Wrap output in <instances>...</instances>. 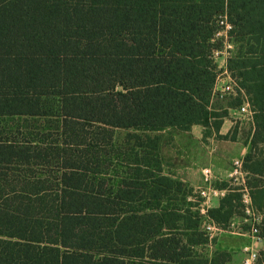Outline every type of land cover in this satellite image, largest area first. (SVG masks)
Masks as SVG:
<instances>
[{"label":"trees","instance_id":"1","mask_svg":"<svg viewBox=\"0 0 264 264\" xmlns=\"http://www.w3.org/2000/svg\"><path fill=\"white\" fill-rule=\"evenodd\" d=\"M221 13L233 26V103L242 89L264 139V0H0V264L232 260L199 247L212 239L206 220L248 217L241 188L216 181L229 192L203 214L166 170L158 134L219 133Z\"/></svg>","mask_w":264,"mask_h":264},{"label":"crops","instance_id":"2","mask_svg":"<svg viewBox=\"0 0 264 264\" xmlns=\"http://www.w3.org/2000/svg\"><path fill=\"white\" fill-rule=\"evenodd\" d=\"M234 50V49H233ZM232 50V53H233ZM231 53V55H232ZM230 55V56H231ZM229 57L219 56L215 59L218 67V73H222L224 66H227ZM228 69V68H227ZM229 96V100H227V105L224 110L227 111V116L222 121V125L219 133H215L211 131L208 134H205V127L200 124H193L190 128L197 127L199 129V135L192 136L189 134V137L192 139L198 147L201 144V139L205 135H207V141L212 142L209 145L208 150H204L203 155L200 153V148L195 151L194 155L191 157L192 166H206L211 168L212 173H216L219 176L217 179L214 178V181H229L231 180V172L233 170V166L231 167V160L233 158H241L243 162L245 161V167L242 169V176L238 179L236 185L240 187L243 192V201L246 204L247 214L253 215V218L256 217L259 221H264V139H257L256 132V123L253 117H248L250 119L249 126L246 125L243 127L241 131L236 129V134L234 137H231L233 133V118L232 113L237 109L239 111V107L235 105L232 100L231 95H227L221 98H225ZM220 97V96H214ZM213 97V98H214ZM212 98V99H213ZM246 116V115H245ZM247 128L249 130H247ZM180 130V129H177ZM186 132H181V137L185 135ZM187 134V133H186ZM174 141V140H173ZM218 146V150L213 149V146ZM203 147V146H202ZM223 149L224 156L218 157L215 154V151L218 153L220 149ZM175 152V151H174ZM178 157L181 156V151L177 150L175 152ZM223 155V153L221 154ZM178 157L170 156L173 161L176 162ZM235 159V160H236ZM205 167V168H206ZM214 177V175H213ZM181 179V178H180ZM185 181L194 191L199 190L200 186H196L195 182L191 181V179H181ZM204 181V180H203ZM205 186V185H204ZM203 186V187H204ZM200 187V188H199ZM220 190H224L222 196L214 197L211 200L212 207H217L219 205V201L221 197H223L226 193L229 192L227 188H219ZM209 205V207L211 206ZM239 219H243L245 217H237ZM235 223V222H234ZM230 226V225H229ZM245 226H249V229H246ZM227 228V227H226ZM226 228L224 231H226ZM243 231L242 233L235 234L233 232H218L215 233L213 237L216 239L214 242L210 241L214 250H226L232 254V260L227 264H241L244 258L248 254V250L258 249L259 251L264 248V240L263 242L257 243L254 242L253 237L250 233V225L245 224L244 228L240 229ZM218 237L216 238V236Z\"/></svg>","mask_w":264,"mask_h":264},{"label":"rangeland","instance_id":"3","mask_svg":"<svg viewBox=\"0 0 264 264\" xmlns=\"http://www.w3.org/2000/svg\"><path fill=\"white\" fill-rule=\"evenodd\" d=\"M227 100H229V96L225 97V98H221V97H214L211 101V106L216 110V111H224L225 106L227 105ZM51 103L54 105L56 103V100H52ZM232 118H233V133L231 134V137H234V135L236 134V129H238V131H241L243 129V127L246 125L249 126V124H247L248 122H250V119H248L247 116H245L244 114L240 113L239 111H237V109L232 113ZM191 126L185 128V129H166V130H162L159 131L158 134L161 137V153L163 155L164 161H165V168L166 170H168L169 172H171L176 178L178 179H191V181L195 182L196 186H200L203 187L205 185L204 181H203V169L206 166H198V165H193L192 166V162H191V157L192 155H194L195 151L198 150V148H200V153L201 155H203L202 150L204 151L205 149L208 150L209 145L212 144V142L207 141V135L206 133V129H205V134L201 139V144L198 147L197 144H195V142L192 141V139L189 137L190 135H199V129L197 127L194 128H190ZM247 130H249L247 128ZM212 130L209 131V133ZM181 132H186L185 135H183L181 137V134L179 135V133ZM128 133L127 130L122 129V128H117L115 130V135H114V139L116 142H122L125 137L126 134ZM174 140V141H173ZM203 146V147H202ZM213 149L218 150V146H213ZM177 150L181 151V156L178 157L177 154L175 152H177ZM175 151V152H174ZM204 153H206L204 151ZM223 153V155H221ZM173 154V156L178 157V160L176 159V162L172 160V158H170V156ZM215 154L218 155V157H222L224 156V151L221 148L218 153L215 151ZM236 158H231L229 160H231V167L233 166L234 160ZM214 178L217 179L219 176H217L216 173L213 174ZM188 181V180H186ZM232 184L231 185H236V183L233 182V180L231 179ZM185 182V181H184ZM188 183V182H187ZM199 187V188H200ZM211 205V204H210ZM213 205H211L210 207H212ZM204 214V213H203ZM234 223V225H232V223ZM232 223L230 224V226H228L226 228V231H224L225 229H223V226H220V230L218 231V235L221 232H233L235 234H239L242 233L243 231H241L240 229L244 228V225H252L251 220H244L243 219H239V218H235ZM218 235L216 236V238L218 237ZM216 239H212V241L214 242ZM217 241V240H216ZM213 245V244H212ZM212 245L209 243L207 246H202L199 247V250H203V253L206 252H210L213 251V247Z\"/></svg>","mask_w":264,"mask_h":264},{"label":"built area","instance_id":"4","mask_svg":"<svg viewBox=\"0 0 264 264\" xmlns=\"http://www.w3.org/2000/svg\"><path fill=\"white\" fill-rule=\"evenodd\" d=\"M216 24L218 28L214 33L213 41H220L222 43V47L220 49H215L213 52V58L216 59L219 56L230 57L232 50L234 49V43L230 36V31L232 30L233 26L229 22L227 14L221 13L217 16ZM240 88L237 82L231 77L230 72L227 69V66H224L222 73H219L213 88V96H220L224 97L227 95L236 96L237 89ZM243 94V101L239 107V112L248 116L252 117V110L250 106L249 99L247 95L244 93L242 89H240ZM242 169H243V160L238 158L234 160L233 163V170L231 172V179L234 183H237L238 179L242 176ZM203 180L205 186L200 188L196 191V193L203 199L201 210L205 213L206 207L208 208L211 200L214 197L222 196L224 190H220L218 187L215 186V181L213 177V173L211 168H204L203 169ZM249 212V210H246ZM244 220L248 221L251 220V228L250 233L253 237L254 242L260 243L263 242V238L259 234L258 223L259 220L254 217L253 215L248 214V217H245ZM234 225V222L232 223ZM204 228L207 231L210 238L215 236V233L220 230V226L215 224L211 220H206L204 222ZM259 250L253 249L248 250L247 256L244 258L241 264H257L259 258Z\"/></svg>","mask_w":264,"mask_h":264}]
</instances>
